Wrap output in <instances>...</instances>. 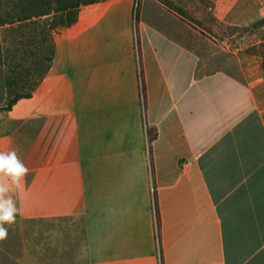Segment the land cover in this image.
I'll return each instance as SVG.
<instances>
[{"label":"crops","instance_id":"0c3cea01","mask_svg":"<svg viewBox=\"0 0 264 264\" xmlns=\"http://www.w3.org/2000/svg\"><path fill=\"white\" fill-rule=\"evenodd\" d=\"M147 1L82 5L6 123L71 133L81 264H264V84L248 64L206 71L181 19ZM18 139L3 130L0 151Z\"/></svg>","mask_w":264,"mask_h":264},{"label":"rangeland","instance_id":"374dc122","mask_svg":"<svg viewBox=\"0 0 264 264\" xmlns=\"http://www.w3.org/2000/svg\"><path fill=\"white\" fill-rule=\"evenodd\" d=\"M154 1L181 19L180 37L200 56L206 71L221 68L239 75L248 64L255 81L264 84V24L253 26L264 16V0ZM137 2L140 6L148 1ZM23 5L24 0H0V21L8 14H20ZM50 46L51 40L39 34L35 18L0 26V106L14 95L9 86L26 90L37 81V59L45 66ZM6 54L12 56L10 65L3 60ZM7 111L0 108V136L3 130L19 134L17 155L29 171L18 188L20 213L11 224L4 223L7 231L0 238V264H81L84 235L78 195L83 187L72 135L41 123L36 130L31 122L7 124Z\"/></svg>","mask_w":264,"mask_h":264},{"label":"trees","instance_id":"16d2710c","mask_svg":"<svg viewBox=\"0 0 264 264\" xmlns=\"http://www.w3.org/2000/svg\"><path fill=\"white\" fill-rule=\"evenodd\" d=\"M102 0H24V5L20 10V14L7 16L5 20L0 21V26L5 24H11L14 21H26L35 18L39 26V34L51 40L50 53L45 56L46 64L43 66L42 59H37V63L40 65L38 67V79L37 81L26 90L15 89L14 87L8 88L10 92H13L14 95L10 98L4 105H1L0 108L4 110H9L11 107L21 98L30 97L33 90L36 87L38 81H40L48 72L51 62L54 56V42H52V31L58 27L68 26L76 21L78 16L79 8L82 5L94 3ZM72 15L69 20H65L67 15ZM264 24V16L253 23L254 27L261 26ZM6 51L10 52L8 48H5ZM12 56L6 54L3 57L5 64L10 65L13 60ZM1 60V59H0ZM14 81V78L12 79ZM7 80V81H12ZM6 81V83H7ZM143 92V101H144V89ZM157 135L156 129L154 127H147V138L149 141L153 140Z\"/></svg>","mask_w":264,"mask_h":264},{"label":"clouds","instance_id":"9594fccd","mask_svg":"<svg viewBox=\"0 0 264 264\" xmlns=\"http://www.w3.org/2000/svg\"><path fill=\"white\" fill-rule=\"evenodd\" d=\"M28 171L15 149L0 151V238L7 231L4 223L11 224L20 212L9 193L20 187V181Z\"/></svg>","mask_w":264,"mask_h":264}]
</instances>
